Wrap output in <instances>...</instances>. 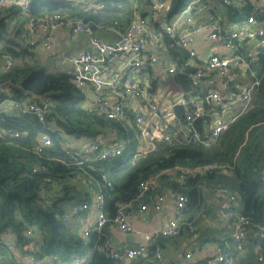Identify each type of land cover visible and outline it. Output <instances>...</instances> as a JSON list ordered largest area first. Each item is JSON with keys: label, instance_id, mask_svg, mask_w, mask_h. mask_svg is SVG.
<instances>
[{"label": "trees", "instance_id": "obj_1", "mask_svg": "<svg viewBox=\"0 0 264 264\" xmlns=\"http://www.w3.org/2000/svg\"><path fill=\"white\" fill-rule=\"evenodd\" d=\"M24 1L26 13L21 12L18 4L0 5V62L8 57L14 61L7 69L0 68V84L10 92L6 94L0 90V103L12 99L20 102L23 108L27 101L42 106L47 99V105L42 121L36 114L24 112L14 105L0 108V232L14 234L17 252H32L30 247L39 238L42 244L39 252L34 253L35 264L38 261L71 264L76 257L84 256V261L75 264H114L105 239L121 204L131 202L125 214L132 216L133 208L139 210L140 205L150 204L156 195L183 193L194 206L196 198L206 190L205 185H210L212 191L235 193L236 205L229 209L250 221L248 233L251 238L246 250L237 251L234 242L233 248H227L235 264H254L258 255H264V234L260 235V229L264 227V180L261 179L264 171V51L256 49L249 60V68L242 69L241 76H248L250 83L257 81L252 85L250 106L240 112L215 141L203 139L205 123L201 117L195 121L198 138L189 131L179 138L158 141L154 150L137 157L134 163H131L134 149L130 146L119 156L100 159L97 152H84V146L101 139L111 128L124 137L125 123L107 118L96 110L61 62L55 60L54 53L49 48H38L43 32L24 42L25 23L30 17L58 13L65 19H80L91 26L98 23L102 28L97 34L112 39L114 33L105 27L118 20L119 28L124 29L134 18V12L140 11L142 1L138 4L134 0H113L112 4L106 3L97 11L88 8L85 2L74 0ZM189 1L170 0L167 16L180 11ZM203 5L225 28L231 24H237L235 28L243 27L249 15L256 16V5L250 0H242L236 6L226 5L221 0H204ZM239 10L245 15L241 16ZM169 49L181 51L175 45ZM210 53L211 50L208 55ZM206 58H190L191 65L184 53V58L173 64L175 72L171 76L185 96L196 94L202 98L209 112L213 103H208L207 96L216 88L215 83H201L200 88L191 84L195 70H202V79L208 77ZM186 63L193 69L187 68ZM150 85L151 89H156L154 82ZM238 103L241 109L242 103ZM43 138H48L50 144L44 146ZM213 162L227 166L201 168L183 179L178 178L179 170L174 169V166L199 168ZM165 169L168 170L161 173ZM154 176L157 186H149L139 197L141 184ZM90 186L100 189L103 194L107 221L84 237L72 222L87 212L79 206L91 201ZM205 209L201 207V210ZM189 226L193 225L184 223L182 230L187 231ZM28 228L32 229L33 235L25 233ZM180 233L178 228L174 236L159 234L154 238L169 239ZM159 242L161 240L156 239L153 243L148 242V256ZM18 263L14 252L0 246V264Z\"/></svg>", "mask_w": 264, "mask_h": 264}, {"label": "built area", "instance_id": "obj_2", "mask_svg": "<svg viewBox=\"0 0 264 264\" xmlns=\"http://www.w3.org/2000/svg\"><path fill=\"white\" fill-rule=\"evenodd\" d=\"M74 1L85 2L87 7L94 11L101 10L106 3H113V0ZM141 1L147 11L144 14L135 11L134 18L124 29L119 28L118 20H114L112 24L105 27V30L114 33L112 39H103L97 34L102 28V25L98 23L91 26L80 19H65L58 13L41 18L30 17L25 23L27 35L24 42H28L38 32H43L41 39L43 48H50L53 44L55 40L53 30H66L73 42H76L81 34L84 35V47L80 51L76 53L58 52L54 54V58L64 64L74 84L92 102L96 110L102 112L107 118L125 123L123 131L128 136L124 134L122 137L121 132L111 128L101 139L84 146V152H97L96 155L100 159L119 156L124 148L130 146L134 149L131 154V163H134L137 157L154 150L158 141L179 138L189 131H192L195 138L199 137L195 121L203 118L202 98L195 94L197 97L194 96L192 100H187L186 96L181 94L177 99H168L162 89L153 90L150 83L146 87L143 79L136 76V74H141L143 69L159 61L164 63V71L167 75L175 72L174 65L166 57L167 42L169 46L179 47L189 59L199 57V53L194 48L196 36L202 28L208 27L207 39L228 51V53H223L212 48V53L206 58L208 77L202 79L201 69L195 70L191 76L192 86H197L200 82L206 84L214 82L216 85V88L208 94L216 107L213 112L209 113L211 119L209 129L205 134L208 142L215 141L234 118L250 106L252 85L257 83L254 81L246 85L235 86L234 81L243 76V74L241 76L242 69L249 68V60L254 57L255 50L264 51V4L261 6L258 5L257 0H250L256 5V16L249 15L245 26L231 30L223 27L214 15L210 14V11L203 5L204 0H190L180 11L171 16H167L170 0H134L138 4ZM221 1L226 5H236L242 0ZM14 4L21 7L22 13L28 10L24 0H0V5ZM13 63L12 58H4L0 62V68L5 70ZM217 79L219 81H216ZM5 93L10 94L9 89ZM8 100L18 109L34 113L40 121L44 120L47 99L42 106L27 101L23 108L20 102ZM238 102L242 103L241 109L238 108ZM175 105L181 107V114H177L174 110ZM227 108L229 109L228 114L226 113ZM128 112L132 115L127 116ZM183 121L186 124L185 129L182 125ZM50 126L52 127L53 123ZM43 143L47 146L50 141L48 138H43ZM226 166L213 162L199 168L174 166V169L179 170L178 178L183 179L185 175L193 174L201 168H225ZM261 179L264 180V171ZM149 186H157L156 176L141 184L138 196L141 197ZM205 188L212 189L210 185H205ZM89 190L91 201L83 202L79 206L87 211L79 228V232L84 237L89 236L91 231L100 229L107 221L103 211L104 197L101 190H96L92 186ZM166 196L167 194L156 195L150 204L140 205V211H145L148 207L160 211ZM236 202V194L229 192L228 205L223 214L231 222V238L236 250L244 252L251 238L248 233L250 221L244 215L229 209L231 205H236ZM189 203L188 195L174 193L175 216L169 218L164 227L148 232L135 229L131 216L125 214L131 202L121 204L113 219L114 227L123 232H134L140 240L135 248L119 250L112 244L111 236H107L105 244L109 248L110 256L115 260L114 264H122L126 259H133L143 254L147 250L148 242L159 234L164 237L174 236L178 229V216L187 210ZM192 227L189 226V229ZM25 233L29 236L33 235L30 228ZM263 234L264 227L260 229V235ZM41 244L40 239L36 238L33 246L30 247L32 252L26 255L29 264L36 263L34 253L39 252ZM0 246L14 252L17 249L14 234L0 232ZM161 257V253L156 252L155 258L160 260ZM84 260L85 256L76 257L71 264ZM192 264H235V259L228 249H223L211 257L197 258ZM254 264H264V255H258Z\"/></svg>", "mask_w": 264, "mask_h": 264}, {"label": "crops", "instance_id": "obj_3", "mask_svg": "<svg viewBox=\"0 0 264 264\" xmlns=\"http://www.w3.org/2000/svg\"><path fill=\"white\" fill-rule=\"evenodd\" d=\"M141 6L142 7L140 11L146 12V6L143 3L141 4ZM236 26L237 24H231L227 28L233 29ZM208 31V27L202 28L196 36L194 48L199 53V58L205 60L212 48H216L217 51L223 53H228V51L223 50L221 46H217L214 42L207 39ZM53 33L55 34V40L49 48L51 53H76L78 52V50L80 51V49L84 47L83 34L79 36V39L76 42H73L69 38L66 30L57 29L53 30ZM102 38L109 39V36L106 35ZM168 46L169 44L166 43V48H168V54L166 55L167 59H170V57L174 55H176L177 58L178 54L183 55V57H181V60L184 58V53H182L181 51L172 52ZM178 60H180V58L175 60L172 64H175ZM189 62L191 63V59H189ZM62 65L64 66V64ZM155 65H157V63L148 66L150 70H148V67L143 69L141 71V74L145 71H149V83L154 82V84L156 85L157 76L152 75V67ZM191 65L193 64L191 63ZM216 81L219 80L217 79ZM249 81V77L243 75L240 79L234 81V84L235 86L246 85ZM160 83H163V80H161ZM155 87L156 89H158L157 86ZM1 89H3L5 92H8V88L5 86H3ZM181 94L185 95L180 90L178 93L173 94L172 97H168V99H177ZM194 96L197 97L196 95L188 94L186 95V99L192 100ZM207 101L208 103H211V100H208V96ZM9 104V100L5 99L0 103V108H10ZM215 109V105L212 104V107L208 112L205 109L204 105L203 115L209 114ZM226 113H229L228 108L226 109ZM182 125L185 129L186 124ZM207 131L208 130H206L205 125V134ZM205 189L206 190L202 192L201 197L196 198V205L192 206L189 203L187 210H185L183 214H180L178 216V228L182 232L180 233V236H175L169 239L161 237L151 239L149 241L150 243L155 242V239L161 240V242L157 243V248L153 251L154 253L152 252L151 256H148L149 252L146 250V252L136 256L133 259H126L122 264H192V262L197 258L205 259L211 257L220 250L233 248V241L231 238L232 225L230 220L226 219L223 214L228 204V192L214 190L212 191L211 189L207 188ZM203 206L206 208L205 210H201V207ZM174 216V193H169L167 194L166 200L163 203V207L160 211L154 210L152 207H148L145 211H140V209L137 210L136 207L133 208L131 221L135 229H138L139 231L141 230L143 232H148L164 227L167 223V220ZM82 222L76 224L78 230ZM184 223L187 226L188 224H192L193 227L191 229L187 227V231L182 230L184 229ZM107 235L111 236L112 244L119 250L135 248L137 247L140 240L134 232L120 231L115 228L114 225L109 228V232ZM249 235L251 234L249 233ZM178 240L180 241L178 242ZM156 252L161 253L162 257L160 260L155 258ZM29 253L31 252L21 254V252H17V250H15L14 256L18 259V264H22L24 260L29 264L30 262L26 258V255Z\"/></svg>", "mask_w": 264, "mask_h": 264}, {"label": "rangeland", "instance_id": "obj_4", "mask_svg": "<svg viewBox=\"0 0 264 264\" xmlns=\"http://www.w3.org/2000/svg\"><path fill=\"white\" fill-rule=\"evenodd\" d=\"M258 2V5H263L264 4V0H257ZM239 12L241 13V16H244L245 15V12L239 10ZM38 48L40 50H43V48H41V46H39L38 44ZM183 57V55L181 54H178L177 55V58H176V55L170 57V59L168 58L167 60L170 62V63H173L175 60L179 59ZM149 71H145L144 73L142 74H136V76L138 78H142L143 79V82L145 84L146 87L149 86ZM152 75L154 76H157V83H156V86L158 87V89H162L164 92H165V95L166 97H172L173 94H176L178 93L181 89H180V86L179 84L176 82V80L174 79V77H172L171 75H167L165 72H164V65L162 63V61H159L157 63V65L153 66L152 67ZM163 80V83H160V81ZM202 87V84L201 82L199 83L198 85V88ZM197 88V89H198ZM10 107L12 108V104L10 103L9 104ZM83 218L84 216H79L77 217L73 222L72 224L76 225L77 223L79 222H82L83 221ZM180 240H178L179 242ZM22 264H28L27 261H23ZM38 264H43L42 261H38Z\"/></svg>", "mask_w": 264, "mask_h": 264}, {"label": "water", "instance_id": "obj_5", "mask_svg": "<svg viewBox=\"0 0 264 264\" xmlns=\"http://www.w3.org/2000/svg\"><path fill=\"white\" fill-rule=\"evenodd\" d=\"M33 45H35V44H33ZM186 67H187V68H190V69H193V66H191L189 63H186ZM2 87H3V85L0 84V89H1ZM208 100H209V101L211 100L209 96H208ZM173 108H174V110L177 112V114H181V107H180L179 105H175ZM203 119H204V121H205L206 130H208V128H209V124H210V119H211L210 114H204V115H203ZM203 139H204V140L207 139L206 135H204Z\"/></svg>", "mask_w": 264, "mask_h": 264}]
</instances>
